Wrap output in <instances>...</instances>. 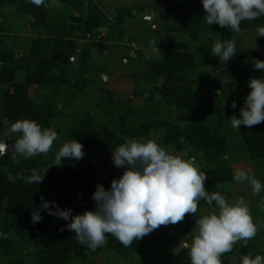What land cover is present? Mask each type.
<instances>
[{
  "label": "trees",
  "instance_id": "16d2710c",
  "mask_svg": "<svg viewBox=\"0 0 264 264\" xmlns=\"http://www.w3.org/2000/svg\"><path fill=\"white\" fill-rule=\"evenodd\" d=\"M4 1L12 5L16 3V0ZM56 1L65 3L72 10L71 25L66 30L70 40L64 41L58 36L51 47L49 46L50 49H46V53L42 51L41 42L35 41L29 53L19 59L15 58L12 51L0 50V85L7 86L1 97L0 140L6 141L11 149L20 134H6L7 127L3 123L5 120H35L42 127H47L54 117L49 101L37 103L28 98V87H78V84H69L65 77L74 54L73 40L81 39L86 34H96L97 30L109 25V20L93 5L88 7V13L84 17L80 12L81 0ZM19 8L29 15L34 25L52 31L53 27L47 23L42 6L28 1ZM153 8L159 9L165 16L164 31L181 35L184 40H179L165 49L161 61L147 63L148 69L161 78L160 85L152 86L150 93L158 95L161 103L174 110L212 113L216 117L215 124L190 122L180 127L172 122L154 120L131 129L121 125L116 134L107 125L95 127L94 117L89 114L69 133V141L76 140L83 145L82 151L85 155L79 160L62 158L58 162L43 158L42 154L24 159L17 157L12 150L9 155L0 157V264H24L20 254L28 246L34 247V264H72L76 260L89 261L104 251L122 259L143 256L147 248L160 247L165 243L166 230L162 225L141 239L134 240L129 247H124L114 236L107 234L106 244L93 251L81 244L74 231L65 227L67 222L60 218L41 211L42 220L38 223L32 222L31 213L40 206L41 197L45 201H55L61 209L71 208L73 215L94 210L96 204L91 197L96 186L103 185L108 189L113 181L105 172L106 165L102 155L123 144L125 137L142 139L154 131H162L166 144H174L178 149L187 146L202 154L211 164L202 170L208 177L205 189L210 193L215 192L221 184L233 182L232 169L223 160L229 152L225 132L229 131L236 136L252 160L264 161V122L253 126L241 125L240 129H234L228 120L233 115L239 118L240 109L224 114L221 108L212 100L204 98L197 90V87L215 84L217 74L235 75L243 85H248L250 78H264V70L254 69L252 63L253 59L264 61V56L259 51L240 49L235 50L234 57L224 63L219 57L213 56L212 46L197 48L196 53L192 54L188 51L187 40H196L207 34L220 41H234L238 32L215 24L208 25L201 0H166L162 5L154 4ZM169 15L179 17L180 23H172ZM124 18L125 15H120L114 19V24L120 26ZM262 26L264 15L255 20L242 21L240 31ZM200 56L208 60L212 69L207 74L194 77L195 59ZM22 70L24 78L19 76ZM194 79H198L197 82ZM89 84L92 83L85 81L79 86L86 87ZM103 93L106 94L105 91ZM94 161L104 171L94 166ZM50 163L52 165L49 167ZM32 169H37L41 174L46 171L40 184H27L23 178L17 179L15 183L8 179L9 175L27 177ZM203 207L208 205L201 200L198 208ZM255 245L256 239L247 242L246 247L241 244L237 253L238 264L240 257L249 255Z\"/></svg>",
  "mask_w": 264,
  "mask_h": 264
},
{
  "label": "rangeland",
  "instance_id": "374dc122",
  "mask_svg": "<svg viewBox=\"0 0 264 264\" xmlns=\"http://www.w3.org/2000/svg\"><path fill=\"white\" fill-rule=\"evenodd\" d=\"M28 1L16 0L15 5H12L0 0V50L12 51L16 59L26 56L35 41L41 42L42 51L46 53V49H50V45L58 36H61V40L64 41L70 40L66 30L71 25L72 10L65 3L59 1L53 3L52 0H46V4L41 5L45 11L47 23L53 27L49 32L41 26L34 25L29 15L21 11L19 6ZM165 1L81 0L80 12L84 17L88 13V7L93 5L105 15L109 25L97 30L96 34H86L81 39H71L75 48L65 77L69 84H78V87L65 86L60 89L54 87L37 89L32 85L28 87L27 96L30 100L37 103L47 100L54 111V117L44 128L55 130L57 138L52 149L47 154H42L43 158L56 160L60 146L69 142V133L75 130L79 122L84 121L89 114L94 117L95 127L107 125L116 134L121 125L131 129L146 121L154 120L172 122L180 127L190 122L215 124L216 117L212 113L174 110L161 103L158 95L150 93L152 86L160 85L161 78L148 69L147 63L161 61L165 49L179 40H184L181 35L164 31L165 16L159 9L153 8V5H162ZM120 15H125L124 22L116 26L114 19ZM169 16L175 25L180 23L179 17ZM256 37L257 29L238 32L234 39L235 50L250 49L259 51L264 56V36ZM217 40L218 38L207 34H203L196 40H187L188 51L195 54L197 48L213 47ZM156 48L159 51L154 50ZM131 53L135 58H129ZM126 59L129 61L125 63ZM195 64L194 77L207 74L212 69L208 60L202 56L195 59ZM19 76L25 77L23 70L19 72ZM198 79L194 81L197 82ZM85 81H90L92 84L80 87ZM18 83L21 82L18 81ZM6 87L0 85V109L1 97ZM197 90L204 98L212 100L224 114L241 109L245 97L251 91L248 85L240 84L237 77L232 74H217L215 84L200 86ZM104 91L106 94L103 93ZM117 99L120 101H115ZM233 102L236 103L234 109L231 107ZM225 133L229 152L223 160L232 169L233 182L219 185L215 192L225 195L231 203H235L240 198L244 199L253 223L257 226V234L253 238L256 239V245L249 256L264 255V235H262L264 190L256 194L248 181L234 179L238 172L243 171L249 177L264 184V161L252 160L236 136L229 131ZM142 139H152L170 154L180 155L184 159L195 157L196 166L200 171L211 166L202 154L193 151L190 147L178 149L174 144H166L162 131H154ZM113 150L106 152L102 157L107 176L114 180L123 174L124 169H117L114 166ZM51 165L52 163L49 167ZM94 166L102 168L96 161ZM210 210L209 206L198 208L197 215L205 214ZM195 218L196 214H186L185 218L177 224L165 226V243L160 247L147 248L143 256L122 259L104 251L89 261L76 260L72 264H190L187 250L182 249L180 243L195 227ZM242 243L243 241L236 242L230 252L222 254V264H238L237 253ZM33 254L32 246L21 251L20 256L24 264H34Z\"/></svg>",
  "mask_w": 264,
  "mask_h": 264
},
{
  "label": "clouds",
  "instance_id": "9594fccd",
  "mask_svg": "<svg viewBox=\"0 0 264 264\" xmlns=\"http://www.w3.org/2000/svg\"><path fill=\"white\" fill-rule=\"evenodd\" d=\"M29 2L36 6L46 4V0ZM201 3L208 25H219L235 32L241 30L242 21L264 15V0H201ZM260 36H264V26L257 29V37ZM154 50L159 51L158 48ZM212 53L226 63L236 54L235 42L217 40ZM252 63L254 69L264 70V61L253 59ZM248 87L251 91L244 99L239 118L233 115L228 120L234 129L264 122V78H250ZM231 107L236 108V103ZM3 123L7 127L6 134H20L12 145V153L24 159L47 154L57 138L55 130L44 128L35 120H5ZM7 149L6 141L0 140V157ZM82 149L83 145L76 140L66 142L60 146L56 160H79L85 155ZM112 161L117 169H124L123 174L114 179L108 189L96 186L91 197L96 204L94 210L73 215L71 208L61 209L55 201H45L41 197L40 206L31 213L32 222H40L43 218L40 212L45 211L66 221L65 227L74 231L79 242L95 251L106 244L107 234L129 247L134 240L162 225H175L186 214H196L195 227L180 243V247L187 250L190 264H222V254L230 252L236 242L243 241L246 247L256 236L257 226L244 199L231 203L220 192L206 191L208 177L196 166L195 157L184 159L170 154L152 139L125 137V142L113 150ZM45 172L41 174L32 169L27 177L9 175L8 179L15 183L23 178L27 184H40ZM234 179L248 181L256 194L264 190V184L243 171ZM201 200L211 210L197 215ZM240 264H264V255H242Z\"/></svg>",
  "mask_w": 264,
  "mask_h": 264
},
{
  "label": "water",
  "instance_id": "95a60500",
  "mask_svg": "<svg viewBox=\"0 0 264 264\" xmlns=\"http://www.w3.org/2000/svg\"><path fill=\"white\" fill-rule=\"evenodd\" d=\"M10 151H11V146L8 145V149L6 150V153L4 156L9 155Z\"/></svg>",
  "mask_w": 264,
  "mask_h": 264
},
{
  "label": "built area",
  "instance_id": "2783aa9c",
  "mask_svg": "<svg viewBox=\"0 0 264 264\" xmlns=\"http://www.w3.org/2000/svg\"><path fill=\"white\" fill-rule=\"evenodd\" d=\"M0 22H1V20H0ZM126 42H127V41H126ZM132 46H133V44H132ZM133 47H134V46H133ZM129 58H130V59L135 58V56L133 55V53L129 54Z\"/></svg>",
  "mask_w": 264,
  "mask_h": 264
},
{
  "label": "crops",
  "instance_id": "0c3cea01",
  "mask_svg": "<svg viewBox=\"0 0 264 264\" xmlns=\"http://www.w3.org/2000/svg\"><path fill=\"white\" fill-rule=\"evenodd\" d=\"M152 30H154V28H151ZM127 61H129L128 59L124 60V62L126 63Z\"/></svg>",
  "mask_w": 264,
  "mask_h": 264
}]
</instances>
